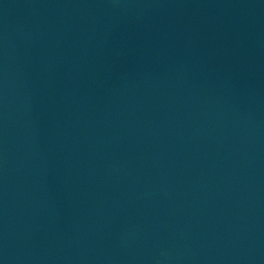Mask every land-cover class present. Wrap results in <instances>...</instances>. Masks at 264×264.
Here are the masks:
<instances>
[{
  "label": "water",
  "instance_id": "obj_1",
  "mask_svg": "<svg viewBox=\"0 0 264 264\" xmlns=\"http://www.w3.org/2000/svg\"><path fill=\"white\" fill-rule=\"evenodd\" d=\"M0 264H264V0H0Z\"/></svg>",
  "mask_w": 264,
  "mask_h": 264
}]
</instances>
